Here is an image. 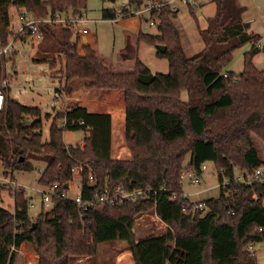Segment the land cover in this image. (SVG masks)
<instances>
[{
	"label": "trees",
	"instance_id": "trees-1",
	"mask_svg": "<svg viewBox=\"0 0 264 264\" xmlns=\"http://www.w3.org/2000/svg\"><path fill=\"white\" fill-rule=\"evenodd\" d=\"M213 1L215 14L206 27H199L205 46L194 54L183 47L178 10L164 6L152 14L160 21L159 33H141V38L167 47L165 52L157 49V55L168 59V73L155 72L142 61L134 71L116 73L90 46L79 54L71 27H44V37L65 58L61 71L67 82L84 78L92 88L125 91L126 139L132 158L112 157L110 114L90 113L74 105L66 113V128L58 122L64 114L57 113L50 139L43 140L42 110L23 105L6 91L0 110V161L5 175L14 177L16 170H33L46 162L38 181L44 186L58 182L59 193L69 191L73 169L80 167L84 200L105 183L111 188L121 184L128 190L150 187L158 192L137 201L93 204L87 210L55 195L49 210L43 203L42 211L31 216L24 191L13 192L9 184H0V192L7 189L15 202L13 210L0 206V264H19L22 244L34 251L33 244L38 264H75L96 258L100 245L113 242L119 234L128 241L135 264H257L256 254L247 247L264 239V231L259 230L264 227L263 184L220 187L218 197L206 200V209L184 210L185 173L202 175V165L213 162L232 178L235 167L252 172L263 164L255 136L264 141V69L254 63L255 55L264 52L262 36L250 30L243 19L246 7L239 0ZM85 9V0H0V29L8 36L12 10L41 18L57 12L83 15ZM121 13L104 9L103 18ZM248 42L252 47L244 55L243 70H228L234 50ZM56 62L50 61L52 68ZM66 130L85 131L83 143L67 144ZM155 209L174 231L136 238L135 220Z\"/></svg>",
	"mask_w": 264,
	"mask_h": 264
},
{
	"label": "rangeland",
	"instance_id": "rangeland-1",
	"mask_svg": "<svg viewBox=\"0 0 264 264\" xmlns=\"http://www.w3.org/2000/svg\"><path fill=\"white\" fill-rule=\"evenodd\" d=\"M129 0H85L86 9L83 12V18L87 19V23L75 24L76 31L88 29V33L95 39L98 38L100 51L102 53H110L112 48L113 28L110 24L103 20L104 9L120 10L124 3ZM206 4L203 9H196L194 14L191 13L188 5H182L176 23L180 33H182V44L187 54L191 53L187 40L190 42L192 51L199 52L204 46V40L200 35L199 27H206L208 18L216 12V4L213 0H205ZM240 3L247 7L244 20H249L250 30L262 36L261 42L264 44V0H240ZM199 7V5L197 6ZM23 22L22 11L12 10V30L15 32ZM149 31L159 32L157 25L145 24ZM62 28V27H56ZM73 34V39L76 37ZM119 38V37H117ZM124 42V37H120L119 42ZM157 46L150 43L141 42L140 58L141 60L155 72L168 73L169 61L166 57L157 55ZM252 47V43L248 42L237 47L233 52V58L227 69L237 73L243 70L244 55ZM15 54H9V58H14L15 67L9 65V71L13 74L11 82L10 96L18 99L20 103L26 106H39L42 110L43 118V140L50 139V127L53 120V110L50 108V102L55 94V88L61 84L63 72L61 68L64 64V56L53 48L48 38H38L36 36L29 37L26 41L17 40L15 43ZM56 59L57 64L52 68L50 61ZM254 63L258 69L264 68V52H259L254 57ZM182 98H188L187 92H183ZM50 115V116H48ZM83 130H66L64 139L68 144H75L76 141L83 137ZM255 141L262 157H264V141L255 136ZM190 156L187 157L189 160ZM46 162L33 170H16L13 177L17 183L21 184L29 198L34 203L29 207L31 216H36L43 209L42 192L40 188L45 189L38 181L40 170L44 168ZM6 168L0 161V184L6 183ZM219 174L216 165L213 162L208 163V168L202 176L201 184H194L189 176H183V190L191 201H206L212 197L220 195ZM75 189L69 191V196L74 198L81 191V179H74ZM5 186V185H4ZM3 187V186H2ZM4 188V187H3ZM14 198L10 196L7 189L0 192V206L7 209H14ZM50 205H44L45 210L50 209ZM149 213L142 214L135 220L133 231L136 238L152 233V229L148 226L151 224ZM100 226V225H99ZM102 237V236H101ZM24 243V242H23ZM32 244V243H31ZM28 247V246H27ZM25 248V247H24ZM22 248V252L29 253L32 250ZM28 250V251H27ZM30 250V251H29ZM256 252L257 264H264V239L256 242L254 245ZM100 253L94 259L83 258V263L78 260L75 264H135V258L129 243L125 237L119 234L113 242H103L100 245ZM31 260V257L28 258Z\"/></svg>",
	"mask_w": 264,
	"mask_h": 264
},
{
	"label": "built area",
	"instance_id": "built-area-1",
	"mask_svg": "<svg viewBox=\"0 0 264 264\" xmlns=\"http://www.w3.org/2000/svg\"><path fill=\"white\" fill-rule=\"evenodd\" d=\"M199 1L200 0H145V2H143L142 4H138L136 2L130 3L128 1L127 3L123 4L119 11L120 13L123 12L121 13L122 16H139L144 24L158 26L160 25V21L153 18L152 14L160 11L162 7L170 6L174 10L179 11L182 5L194 7L199 3ZM22 16L23 22L15 32H13L11 28L8 36H5V33L0 29V110L5 107L6 91H9L10 95V85L13 80V74L9 71V65L15 67L16 62L14 58H9L8 55L15 54L17 52L15 49V43L17 40L26 41L31 36L43 38L45 26H68L72 28L73 34L76 33L77 35L73 39V42L77 45V47H83L84 41L82 37L88 34V29L83 28L79 31H76L75 29V24L88 22L87 19L82 17L83 15H74L68 12H57L47 17L37 18L32 16L31 14L22 12ZM225 76H227V73H225ZM71 107L72 106L70 105L69 92L65 85L60 84L59 87L55 88V94L50 102V108L53 110V118L57 113L62 112L64 114L61 118H58V122L64 129L66 128L67 121L66 113L71 109ZM80 124H84V121H80ZM262 159L263 164L252 172L240 167H235L232 178L224 171H218V174H221L222 177L221 180H219V187H230L233 183H242L244 185L261 183L264 185V157H262ZM207 168L208 163H204L202 165L203 174L207 170ZM185 174H189L194 184H201L203 174L199 175L193 172ZM6 177L7 178L4 179L6 181L5 184H9L13 192H15L16 190H22L24 191L25 196L29 198L25 188L21 184L17 183V181L11 178L9 175H6ZM76 177L81 179L82 189L83 170L80 167L73 169V180L68 183L69 191L75 189L74 179ZM59 186V183L55 182L51 185L45 186L46 190L40 188L43 196L42 203L47 206H51L53 197L55 195H58L73 200L84 210H87L88 206L93 204L115 205L126 201H137L139 198H145L152 193L156 194L158 192L150 187L128 190L124 185L121 184L117 185L114 188H111L109 184L105 183L101 187H95L90 194V198L84 200L81 191L74 198H72L69 196V191L59 193L57 191ZM256 196L259 197V194H257ZM183 197L188 200L184 207L185 211H194L197 209L207 208L206 201H191L185 193ZM33 205L34 203L30 202V206ZM232 211L233 210H230V212ZM149 216L152 223L148 227L152 229V234L161 235L166 234L169 231H174L173 227L163 219V217L157 212L156 209L152 213H149ZM259 230L264 231V227H260ZM254 245L255 244H250L247 247V249L250 250L252 254H256V252L254 251ZM12 247L14 248V245Z\"/></svg>",
	"mask_w": 264,
	"mask_h": 264
},
{
	"label": "crops",
	"instance_id": "crops-1",
	"mask_svg": "<svg viewBox=\"0 0 264 264\" xmlns=\"http://www.w3.org/2000/svg\"><path fill=\"white\" fill-rule=\"evenodd\" d=\"M240 1V0H239ZM205 0H200L196 6H190L191 13H194L196 9H203L205 7ZM199 5V7H197ZM247 7L243 13V17L247 12ZM103 17V15H102ZM106 20L105 23L110 24L113 28L112 35V48L110 53H102L100 51V45L98 38H94L90 33L83 36L82 39H86L88 45L83 47H78V52L80 55L85 54V46H90L102 59L105 64H107L112 71L116 73H125L134 71L138 61H142L140 58V44L141 42L147 43L146 40L141 38V33H148L157 35V32L149 31L146 25L141 21L139 16H122L118 15L115 18H102ZM244 19V18H243ZM250 22L249 20H245ZM253 32V31H252ZM124 37V42H119L120 37ZM182 35V33H181ZM119 37V38H117ZM262 42L260 41V44ZM188 47L191 48L190 42L187 40ZM157 48V47H156ZM65 60V58H64ZM143 62V61H142ZM144 63V62H143ZM57 64V62H56ZM65 61L62 67H64ZM264 69V68H263ZM61 84L67 85L69 87V97L70 105H79L85 107L90 113H105L111 115V153L114 159L128 160L132 158L131 150L127 145L126 139V95L125 91L122 89L113 88H92L89 86L91 82L89 79L84 78H74L70 81H66L65 76L61 78ZM39 107V106H38ZM84 132L83 137H80L75 144L83 143L86 136ZM69 144V143H68ZM125 147V150H124ZM28 242V241H26ZM30 243V242H29ZM28 244H22L20 247L18 262L19 264H38V255L32 244L33 250L29 253L22 252V248L29 249ZM32 250V249H30ZM29 250V251H30ZM28 251V250H27ZM36 253V254H35ZM31 257V260L28 258ZM79 262L83 263L81 259Z\"/></svg>",
	"mask_w": 264,
	"mask_h": 264
},
{
	"label": "water",
	"instance_id": "water-1",
	"mask_svg": "<svg viewBox=\"0 0 264 264\" xmlns=\"http://www.w3.org/2000/svg\"><path fill=\"white\" fill-rule=\"evenodd\" d=\"M84 44H85V45H88V42L86 41V39H84ZM157 49H159V50L162 51V52H165V51L167 50V47H166L165 45H160V44H158V45H157Z\"/></svg>",
	"mask_w": 264,
	"mask_h": 264
}]
</instances>
